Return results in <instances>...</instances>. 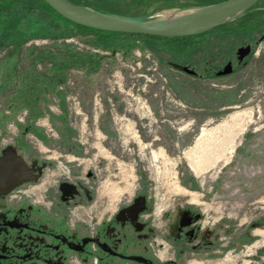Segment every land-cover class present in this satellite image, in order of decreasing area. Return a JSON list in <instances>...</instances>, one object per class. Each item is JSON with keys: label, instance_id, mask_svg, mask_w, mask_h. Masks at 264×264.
<instances>
[{"label": "rangeland", "instance_id": "obj_1", "mask_svg": "<svg viewBox=\"0 0 264 264\" xmlns=\"http://www.w3.org/2000/svg\"><path fill=\"white\" fill-rule=\"evenodd\" d=\"M71 1L105 13L140 16L224 0ZM257 7L264 8V1ZM263 34L260 10L200 36L157 39L74 25L41 0H0L2 142H11L26 163H49L33 192L52 189L71 167L81 176L84 169L73 158H80L84 105L112 90L123 109L120 119L149 120L151 129L161 128L168 150L178 154L148 156L147 170L121 174L110 196H129L142 180L157 214L182 200L205 202L200 208L208 209V215L231 220V246L214 261L264 264V42L255 44ZM247 43L259 56L235 65L231 75L217 76L215 71ZM116 49L115 59L104 58ZM122 55L139 57L134 64ZM159 59L189 64L200 77L163 65L156 72ZM93 114L100 115L97 110ZM88 115L90 123L92 111ZM203 130L214 139L234 140V147L219 148L217 158L206 162L207 156L195 151Z\"/></svg>", "mask_w": 264, "mask_h": 264}, {"label": "flooded vegetation", "instance_id": "obj_2", "mask_svg": "<svg viewBox=\"0 0 264 264\" xmlns=\"http://www.w3.org/2000/svg\"><path fill=\"white\" fill-rule=\"evenodd\" d=\"M257 5L237 21L258 10L264 11ZM263 42L264 34L255 44ZM241 48L249 52L239 61L237 52ZM116 53L117 49L112 50L111 55L104 58L113 60ZM254 55L259 56L252 44L238 47L234 57L215 71L216 75L227 64L232 68L228 74L231 75L235 65L245 64L247 58ZM136 57L139 56L122 55L121 59H132L135 64ZM154 65L156 72L164 66L200 77L189 64L162 63L159 59ZM106 95L98 101H89L83 108L80 158H73L76 166L84 169L83 175L79 176L78 169L71 167L66 176L55 181L52 189L36 188L38 192H33V186L42 183L49 163L32 160L27 164L29 167L34 164L35 171L30 176L36 181L19 184L13 180L14 188L0 196V264H218L214 259L231 246L230 216L213 218L208 215V209L200 208L205 202L189 200L166 205L162 214H157L142 180L131 190V195L119 200L110 196V190L120 185L121 174L128 170L141 174L147 170L144 164L148 156L159 152L168 156V151L175 156L178 152L168 150L161 128L151 129L149 120L120 119L121 104L112 90ZM89 110L92 111L90 123ZM93 110L100 115H94ZM2 134L4 132H0V158L8 147H13L11 142H2Z\"/></svg>", "mask_w": 264, "mask_h": 264}, {"label": "water", "instance_id": "obj_3", "mask_svg": "<svg viewBox=\"0 0 264 264\" xmlns=\"http://www.w3.org/2000/svg\"><path fill=\"white\" fill-rule=\"evenodd\" d=\"M41 1L66 21L80 27L105 33L169 39L200 36L236 22L261 0H224L210 5L171 8L140 16L100 12L88 6L74 4L70 0ZM242 49L237 52L239 61L249 52ZM183 69L189 74H195L187 68ZM231 72L232 68L227 64L217 76ZM34 171V164L29 167L15 148L8 147L0 158V196L8 194L14 188L13 180L19 184L36 181L30 176Z\"/></svg>", "mask_w": 264, "mask_h": 264}, {"label": "bare ground", "instance_id": "obj_4", "mask_svg": "<svg viewBox=\"0 0 264 264\" xmlns=\"http://www.w3.org/2000/svg\"><path fill=\"white\" fill-rule=\"evenodd\" d=\"M247 112H246V114H247ZM243 115H245V114H243ZM241 118H242V116H241ZM233 121H235V120H233ZM244 121H246V120H244ZM247 121H248V119H247ZM242 123L243 122H241V124ZM222 129H223V127H222ZM219 130H220V128L217 131H219ZM216 133H219V132H216ZM212 135H213V133H211L210 131L203 130L202 134L199 136V139L197 141V143L199 144V147H197L196 150H195L196 153H199V151H200V153L202 154V156H205L206 155L207 156L206 158L208 159V160L206 159L207 160L206 162H209V163H210L211 160H214V159L217 158V155H218V152H219V148L226 147V149H229V151H230L234 147V140L233 141H230L228 138H225V137H224V139H219V138H217V139L215 138L214 139L213 137H215V135H213V137H212ZM196 146H197V144H196ZM189 157L190 158L192 157V153H189ZM192 166H193V164H192ZM198 166H199V163L197 165L194 164V166H193L195 168V171L194 172L197 171L196 174H199L198 173V170H199L198 169L199 168Z\"/></svg>", "mask_w": 264, "mask_h": 264}, {"label": "trees", "instance_id": "obj_5", "mask_svg": "<svg viewBox=\"0 0 264 264\" xmlns=\"http://www.w3.org/2000/svg\"><path fill=\"white\" fill-rule=\"evenodd\" d=\"M71 1V0H70ZM72 2V1H71ZM72 3H74V2H72ZM74 4H76V3H74ZM91 8V7H90ZM96 10V9H95ZM98 11V10H97ZM101 12V11H100ZM84 28V27H83ZM138 36H141V35H138ZM145 37H148V36H145ZM149 38H157V39H163V38H159V37H149ZM178 39H183V38H178Z\"/></svg>", "mask_w": 264, "mask_h": 264}]
</instances>
